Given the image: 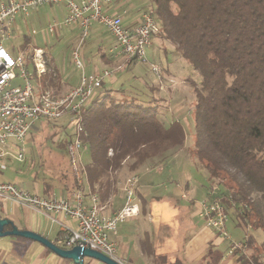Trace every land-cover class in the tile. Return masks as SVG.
<instances>
[{
	"label": "trees",
	"instance_id": "trees-1",
	"mask_svg": "<svg viewBox=\"0 0 264 264\" xmlns=\"http://www.w3.org/2000/svg\"><path fill=\"white\" fill-rule=\"evenodd\" d=\"M153 2L150 13L159 27L157 34L173 44V52L200 78L193 86L189 155L205 169L210 189L213 183L221 185L222 191L211 197L222 201L227 214L233 209L236 224L264 235V0ZM45 66L39 84L56 87L57 72L50 71L48 63ZM150 91V99L142 101L137 95H117L102 83L81 109L82 138L89 150L86 180L101 202L115 191L113 174L126 160L135 171L147 159L184 144L181 123L166 124L161 117L158 87L151 86ZM50 122L42 121V128L48 130ZM68 128L65 123L52 129L48 140L53 147L41 137L34 140L38 154L34 178L46 192L54 179L64 190L76 186L66 150L72 133L58 138L60 130L66 133ZM237 241L252 248L250 258L256 264H264V240L257 243L247 231ZM152 263L181 264L169 263L165 256H153Z\"/></svg>",
	"mask_w": 264,
	"mask_h": 264
},
{
	"label": "built area",
	"instance_id": "built-area-1",
	"mask_svg": "<svg viewBox=\"0 0 264 264\" xmlns=\"http://www.w3.org/2000/svg\"><path fill=\"white\" fill-rule=\"evenodd\" d=\"M64 3L66 15L62 20H54L46 27L52 32L59 27L76 24L80 30L78 45L71 51L75 67L79 70V82L68 92L57 95L48 87L41 86L36 77L46 70L41 50H35L31 59L17 54L13 56L5 47V42L13 36V26L17 16H27L32 9L46 4ZM112 0H4L0 2V172L8 167L10 160L22 162L25 155V140L31 130L42 121L57 122L64 117L71 127L72 136L66 145L71 169L76 178V186L70 190L69 197L57 196L53 192L43 196L11 182L0 181V199L40 213L53 223L57 215H63L74 222V226L60 225L62 236L53 241L64 249L73 246L88 247L99 251L119 264H132L118 256V246L113 239L119 223L138 215L137 199L138 176H125L122 191L123 205L112 214L101 210L99 196L91 192L86 180L85 164L82 163L81 150L87 145L81 120V109L88 104L102 83L112 76L113 70L103 68L86 74L81 55V45L88 36L92 23L105 27L114 40V49L127 58H135L145 63L146 50L151 38L159 32L150 11L144 12L140 22L128 28L122 17L105 10ZM34 32V30L32 31ZM152 72L161 82L163 74L160 67L152 64ZM15 81L20 83L15 84ZM85 185L88 189L87 201ZM200 216L208 227L219 236L230 240V253L234 250L244 252L246 244L231 238L226 230L228 214L222 201L209 194L200 200ZM60 224V223H59ZM247 264H256L247 255Z\"/></svg>",
	"mask_w": 264,
	"mask_h": 264
},
{
	"label": "crops",
	"instance_id": "crops-1",
	"mask_svg": "<svg viewBox=\"0 0 264 264\" xmlns=\"http://www.w3.org/2000/svg\"><path fill=\"white\" fill-rule=\"evenodd\" d=\"M2 1L4 0H0V2ZM47 5L48 4L36 9H32L27 16L20 15L15 19L13 26V36H20L21 42L19 43V45L24 48L27 47L25 55L26 58H28L29 56L31 57L34 51L37 49L41 50L43 56L45 54L42 47L38 46L37 43H35V40L37 39L38 42L39 39L37 30L32 29V31L34 30V32L32 33L37 35V38L32 41V38L27 35V33L23 32V28L25 25L24 22H30L29 24H38L40 22L45 26L49 20H62L66 15V8L63 2L58 4H51V6ZM105 10L110 13L121 15L123 24L128 28L134 27L136 24H138L143 12L145 11V9L143 11H136L133 5H130L129 0H112V2L105 7ZM91 27H94V24H91ZM77 31L80 32L77 25L71 26L61 29L58 35H60L62 38L71 40L74 35L77 34ZM92 32V37H89L87 39V41H90L91 46L95 48V50L91 53L90 58H86V56L84 55V48L86 47V45H84V48H81V55L83 56L85 69L95 71L99 70L100 67L108 68L105 64L110 62L111 49L104 43L107 36H104L101 33L96 34L94 31ZM25 36L28 37V43L26 44H24ZM152 37L153 39L150 46H152L154 40L157 39L159 42V48L157 51L161 50L163 53H165L166 45H168L166 43H168V40L162 39L156 34ZM8 50L13 52L12 44L9 45ZM51 56L50 59L53 64V68L55 72H57L58 81L57 86L54 87L57 90L60 85L59 81H62V75L59 73L58 66L53 62ZM130 61V58H125L124 63L127 64L126 69H128L129 67L131 68V66L135 64V62L130 63ZM174 71L175 70L173 68L171 70L168 67L163 69V73L167 78L175 79L176 77L174 75ZM68 79L74 81L71 84L72 87L76 86L79 82V77H68ZM115 80L116 79L114 78V76H110L103 82V87H105V85H110ZM190 82L191 81H186L184 83L185 88H187L188 84H191ZM151 86H157L158 92L161 89L156 81H153ZM72 87H70V89ZM187 89L191 90V87L189 86V88ZM161 102L165 104V106L161 109V117L163 118L165 123L168 124V122H166V118L171 117L169 119V123L173 121L172 116H170L168 113L170 110L169 104H167V101L164 98H162ZM41 128L42 125L40 122L31 130V132L27 136L24 145L25 153L32 152V147H34V140L36 138V135L38 134H36L34 131H40ZM69 133H72V130L70 128L67 129L66 133H59L58 138L61 139ZM183 145H185V141ZM30 146L32 147L30 148ZM189 147L190 145L187 144L186 150H188ZM173 149L175 148L168 150L167 152L169 153L165 152L161 156H155L147 159V161L135 171L127 170L128 166L127 164L125 165V163L129 159L126 160L123 163L122 167L116 170L114 173L116 182L115 191L109 196L106 201L101 202L99 199L100 206L102 207L101 211L104 214L108 215L114 213L123 205L122 184L125 176L130 172L137 174V199L139 204V213L138 215L127 218L123 222L119 223L117 232L113 235V239L116 241L118 246V256L123 260L131 262L132 264H153V256H165L169 263L179 261L181 264H244L245 262H247L248 253L241 252L237 249L230 253V240L219 236V234L214 229L208 227L206 223L204 224L203 222H201L204 220V218H202L199 214L200 199H194L196 196L195 194L198 192V190H196V188L193 191L188 190L189 177L186 178L188 180L184 181L182 187L176 181L178 179H175V187L174 189L170 190L171 194L175 198L177 196L185 198V195H188V193L190 194V196H192L191 201H189V203L185 205L187 209L183 208L182 206V208L176 209V206L173 207V205L175 204L174 201H160V196L151 194L152 191L156 188L157 182L151 176V173L163 171L166 167H172L171 154ZM12 163L13 165H15L17 161L10 160L8 162L7 169L3 172H0V181L11 183L16 182L18 186H21L27 190L36 192L43 196H49L53 192L57 196L69 197V192L71 189L64 190L60 188V182L56 179L52 181L54 183V186L50 188L48 192H46L40 179L34 178V171H31V173H26L19 166H13L12 168ZM169 173L171 174H169L168 180H172V171H170ZM207 187L208 185L205 188ZM84 188L87 201L88 189L86 185ZM202 196H205V191ZM147 199H149V201H147ZM169 204L172 207L168 206ZM182 211H184V213L188 216V220L190 221L186 225H181L179 229L180 224L178 223L180 222V219L175 218L174 216ZM231 215L232 214H228V216ZM0 217L10 219L18 229L34 231L45 236L51 241H56V239L62 236L63 231L60 225H75L73 221L63 215L56 216V220L60 224L53 223L47 217L43 216L40 213L18 206L13 202L3 201L1 199ZM195 219H197V221ZM236 223L237 222H233L232 224L228 223L227 227H229L230 229L229 233L233 237L232 239L241 240L245 237V232ZM17 242H19V240L5 242L3 241V239H0V264H76L71 259L60 257L41 243L31 239L28 242L20 240V243L24 245V250L23 252H21V254L17 255L13 251L14 247L12 246L13 244H17ZM83 264H103V262L99 263V260L97 261L96 259L87 260L85 262L83 261Z\"/></svg>",
	"mask_w": 264,
	"mask_h": 264
},
{
	"label": "rangeland",
	"instance_id": "rangeland-1",
	"mask_svg": "<svg viewBox=\"0 0 264 264\" xmlns=\"http://www.w3.org/2000/svg\"><path fill=\"white\" fill-rule=\"evenodd\" d=\"M129 3L130 5H133L136 11H143L145 9L144 12L150 11V9L153 7V4H154L153 0H129ZM47 6H51V4H48ZM54 20H58V19L49 20L47 24L51 23ZM29 23L24 22L25 25L23 28V32L27 33V35H29L33 41L35 40V38H37V35L32 33V29L37 30L39 39H38V42L36 39L35 43H37L38 46L42 47L44 51L45 55L44 56L42 55L44 62L49 64L50 71H54L53 64L50 59V56L52 55L51 57L53 59V62L56 63L59 69V73L62 75L61 77L62 81H59L60 85L58 89L56 90L54 87L52 88L50 87L49 89L53 90L54 93H57V94H62V93L67 92L70 89V87H72L71 84L74 82L73 80L68 79V77L77 78L79 77V74H80L79 70L75 67L72 57H71V51L78 45L79 38H80V32L77 31V34H75L73 37L74 39L72 38L71 40H69L66 38H62L58 34L61 29L68 28L71 26H76L75 24L65 26V27L62 26L57 29H54L52 32H48L46 30L47 24L44 26V24H41L40 22L38 24H29ZM92 24H94V27L90 26L88 30L89 34L81 45V48H84V45H86V47L84 48L85 54L84 53L82 54H84L86 58H90L91 53L95 50V48L91 46L90 41H87L89 37H92V33H93L92 31H94L96 34L101 33L104 36H107V38H105L104 43L105 45H108L107 47H110L111 49L110 51L111 59H110V62L106 63L105 65L108 68L113 70L112 76H114L116 80L110 85H105V88L111 89L113 93L118 92L117 95L119 93H123L124 95H137L142 101H147L148 99H150V96H151L150 94L152 93L150 91L152 82L156 81L161 87V89L158 92V96L164 98L167 101V104H169V108H170V110L168 109L169 115L172 116V120L179 121V123H181V125L184 128V131L186 134L185 140H184L185 145L181 146V148H175L172 150V154H171L172 155V167L170 168L166 167L163 171L151 173V176L157 182H156V188L152 191V193L151 192L150 193L152 195L160 196L159 198L160 201H163V200H166V201L171 200V202L174 201L175 204L173 205V207L176 206V209L177 208L180 209L182 207L186 208L185 205H187L189 201H191L192 196H190V194L188 193V195L187 194L185 195V198H181L179 196L175 198L171 194V191H170L171 189H174L175 187V183H176L175 179H178L176 181L182 187L184 184V181L188 180L186 178L189 177L188 190L193 191L195 190V188L196 190H198V192L195 194L196 196L194 199L197 198V199L202 200L204 197H207L209 194L211 195L213 193H216V192L219 193L220 191H222L221 185H217L214 183L210 185L212 186L211 189L209 187L205 188L210 183L209 176L206 173L204 168H202L198 163L192 160V158L189 155V151L186 150V145L187 144L191 145L192 143V136H191V133H192L191 130H192V125H193L192 103L194 101L193 86L199 84V80H200L199 75L181 57L174 55L175 54L173 52L174 46L170 41L166 43L168 45H166L165 53H163L161 50L157 51L159 48V42L157 39H155L153 42V45L149 46L146 50L147 62L145 63L135 62V64L131 66V68L129 67L128 69H126L127 64L124 63V60L126 57L123 54H118L117 50L114 49V40L112 37H110L105 27L97 22H94ZM157 35L161 37L160 34H157ZM152 39L153 37L151 38V42H152ZM20 42H21L20 36H13L11 39L7 40L4 44H5V47L8 49H9L10 44L13 45V52L10 51V53L13 56H16L17 54L21 53V55L25 57L27 47L24 48L20 46L19 45ZM82 52H83V49H82ZM82 59H83V56H82ZM168 63H171V64H168ZM152 64L160 67V69H162V72H163V69H165L166 67L170 68L171 70L173 68L175 70L174 75L176 78L175 79L167 78L163 73L162 75H160L161 82H159L157 76L152 72V68H151ZM101 69L103 68L100 67L99 70ZM85 72L88 75L92 72V70L85 69ZM36 80L38 81V83H40L39 77H36ZM186 81L188 82L191 81L190 85L187 83L188 84L187 88H189L190 86L191 90L185 88L184 83ZM18 83L20 82L15 81V84H18ZM162 105L163 107L165 106L164 103H162ZM170 118H166V122L169 123ZM66 119L67 118H63L55 123L50 122L49 124L46 125L48 130L41 128L40 131L39 130L34 131L36 134L38 133L36 135V137H38V140L41 137L43 142L46 141L48 142L47 143L48 145H51L53 147V141L48 140V137L50 136L49 133L52 132L53 128L58 130L62 125L67 123ZM61 132H65L64 129H61L60 133ZM31 147L32 146H30V148ZM81 158H82L83 164H86L88 162L89 160L88 147L85 150L84 149L81 150ZM37 161H38L37 150L36 148L32 147V152L25 153L24 159L22 162H19V163L17 162L15 163V165H13L12 163V168L13 166L14 167L19 166L26 173L28 172L31 173V171H35L34 167L37 166ZM130 163L131 161L128 160L125 163V165L127 164L128 166ZM127 170H130V169L128 168ZM170 171H172V177L174 178V179L172 178V180H168V176L169 174H171L169 173ZM131 174L133 173L130 172L126 176H129ZM113 176L115 178L114 174ZM204 191H205V196H202L204 194ZM147 201H149V199H147ZM168 206H170V204ZM230 214H232L233 216L232 215L228 216L229 219H227L228 222H226L227 225L225 226L229 235H230L229 233L230 229L229 227H227L228 223L232 224L233 222L237 221V220L235 221V215H234L235 213L233 209L230 210ZM174 217L180 219V222L178 223L180 224L179 229L181 225L183 224L186 225L190 221L188 220L187 218L188 216L184 213V211L177 213V215ZM195 220L197 221V219ZM201 222L205 224V220ZM242 229L245 230V233H247V231L248 233H252L257 243L262 242L264 240V235L260 230L257 231L247 226ZM231 238L233 237L231 236ZM0 239H3V241L5 242L19 240L17 244L12 245L14 247L13 251L17 255L21 254V252H23L24 250V245L20 243V240H24L26 242L30 241V239L28 238H25L22 236H16V235L0 236ZM244 252L248 253L249 257H251V254L254 253L252 248H249L248 246L246 247ZM87 260H96V259L90 258V257L83 258L84 262ZM100 262L101 261H99V263Z\"/></svg>",
	"mask_w": 264,
	"mask_h": 264
},
{
	"label": "water",
	"instance_id": "water-1",
	"mask_svg": "<svg viewBox=\"0 0 264 264\" xmlns=\"http://www.w3.org/2000/svg\"><path fill=\"white\" fill-rule=\"evenodd\" d=\"M6 226H10V228L6 229ZM5 235L22 236L37 241L48 249H50L53 253L57 254L58 256L71 259L76 264H82L84 257L94 258L105 264H119L115 260L102 254L101 252L88 247H81L76 245L72 248L64 249L56 245L53 241L49 240L45 236L31 230L18 229L10 219L0 217V236Z\"/></svg>",
	"mask_w": 264,
	"mask_h": 264
}]
</instances>
